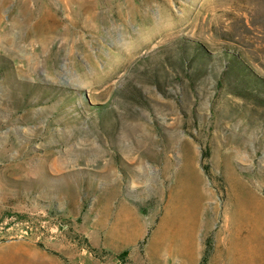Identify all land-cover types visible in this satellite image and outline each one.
Masks as SVG:
<instances>
[{
  "label": "rangeland",
  "instance_id": "obj_1",
  "mask_svg": "<svg viewBox=\"0 0 264 264\" xmlns=\"http://www.w3.org/2000/svg\"><path fill=\"white\" fill-rule=\"evenodd\" d=\"M0 264H264V0H0Z\"/></svg>",
  "mask_w": 264,
  "mask_h": 264
},
{
  "label": "trees",
  "instance_id": "obj_2",
  "mask_svg": "<svg viewBox=\"0 0 264 264\" xmlns=\"http://www.w3.org/2000/svg\"><path fill=\"white\" fill-rule=\"evenodd\" d=\"M251 78H252V80H256V78H255V77H253V76H252Z\"/></svg>",
  "mask_w": 264,
  "mask_h": 264
}]
</instances>
